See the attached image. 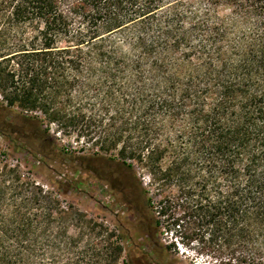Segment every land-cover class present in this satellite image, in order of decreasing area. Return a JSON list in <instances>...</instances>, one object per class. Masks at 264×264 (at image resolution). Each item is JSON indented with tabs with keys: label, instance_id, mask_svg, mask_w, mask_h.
Instances as JSON below:
<instances>
[{
	"label": "trees",
	"instance_id": "1",
	"mask_svg": "<svg viewBox=\"0 0 264 264\" xmlns=\"http://www.w3.org/2000/svg\"><path fill=\"white\" fill-rule=\"evenodd\" d=\"M0 94L19 123L0 137L45 160L116 153L144 211L140 237L98 241L0 149V264H171L176 243L264 264V0H0Z\"/></svg>",
	"mask_w": 264,
	"mask_h": 264
},
{
	"label": "rangeland",
	"instance_id": "2",
	"mask_svg": "<svg viewBox=\"0 0 264 264\" xmlns=\"http://www.w3.org/2000/svg\"><path fill=\"white\" fill-rule=\"evenodd\" d=\"M0 105L6 107L3 96L0 94ZM16 113L24 116L37 115L40 113H27L16 109ZM14 112L7 110L0 112V121L8 120L15 127L13 119ZM11 130V131H10ZM9 128L7 133L13 135ZM51 136L55 139L59 149L69 148L71 151H78L80 146L77 140L66 138L58 134L55 126H52ZM13 142L0 137V149L6 154V160L12 167L20 169L22 174L30 180L43 187L45 191L57 193L62 205H72L76 211L93 221L96 227L95 239L103 241L114 230L130 228L132 233L140 237L141 221L144 215L143 196L139 188L142 176H132L124 167L108 162V158L116 156L103 154L102 160L96 162H83L75 158H64L60 155H53L49 160L38 156L26 141L13 135ZM136 173H139L136 170ZM57 181L67 182L71 188L67 194H60L54 185ZM143 184L147 186L148 180L144 179ZM70 235H78L77 229L69 225ZM103 239V240H102ZM160 243L166 247L174 241L170 235H160ZM84 242V241H83ZM83 242L79 244L82 246ZM139 243L142 240H138ZM192 250H187L179 243L171 246V264H219L215 259L202 257Z\"/></svg>",
	"mask_w": 264,
	"mask_h": 264
},
{
	"label": "built area",
	"instance_id": "3",
	"mask_svg": "<svg viewBox=\"0 0 264 264\" xmlns=\"http://www.w3.org/2000/svg\"><path fill=\"white\" fill-rule=\"evenodd\" d=\"M0 99H2L1 96H0Z\"/></svg>",
	"mask_w": 264,
	"mask_h": 264
}]
</instances>
